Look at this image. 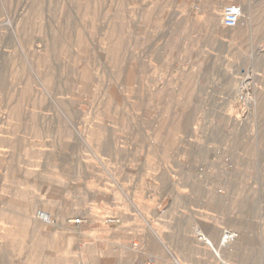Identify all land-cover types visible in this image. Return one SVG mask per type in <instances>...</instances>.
Masks as SVG:
<instances>
[{
  "label": "rangeland",
  "instance_id": "obj_1",
  "mask_svg": "<svg viewBox=\"0 0 264 264\" xmlns=\"http://www.w3.org/2000/svg\"><path fill=\"white\" fill-rule=\"evenodd\" d=\"M134 114L188 163L207 223L238 232L214 252L264 264V0H0V264H144L113 251L110 207L80 185L125 155L116 117Z\"/></svg>",
  "mask_w": 264,
  "mask_h": 264
},
{
  "label": "crops",
  "instance_id": "obj_2",
  "mask_svg": "<svg viewBox=\"0 0 264 264\" xmlns=\"http://www.w3.org/2000/svg\"><path fill=\"white\" fill-rule=\"evenodd\" d=\"M122 118L130 122L123 132L133 135L125 150L121 149L125 155L119 152V156L101 163L95 181L89 180L88 173L80 178V185L95 184L99 205L110 207L111 215L107 217H112L113 251L123 260H136L139 254L144 264H156L170 248L175 251L176 264H227L223 255L216 254L194 232L198 228L216 247L223 222L207 223L209 213L194 205L198 197L194 182L177 172L187 169L188 163L169 160L156 150L151 137L138 136L134 123L149 120L147 117L119 115L116 122L125 120ZM169 133L175 134L171 143L177 148L181 133Z\"/></svg>",
  "mask_w": 264,
  "mask_h": 264
},
{
  "label": "built area",
  "instance_id": "obj_3",
  "mask_svg": "<svg viewBox=\"0 0 264 264\" xmlns=\"http://www.w3.org/2000/svg\"><path fill=\"white\" fill-rule=\"evenodd\" d=\"M241 16V7L239 5L230 4L223 8L221 13V21L225 27L233 28L237 25L238 20ZM47 222H51L49 219H44ZM74 224H79L80 219H75L72 221ZM197 237L208 243V240L204 237L203 233L198 229L195 228L194 230ZM238 238V232L231 230V229H223L220 234L219 238V246L223 248H229Z\"/></svg>",
  "mask_w": 264,
  "mask_h": 264
},
{
  "label": "bare ground",
  "instance_id": "obj_4",
  "mask_svg": "<svg viewBox=\"0 0 264 264\" xmlns=\"http://www.w3.org/2000/svg\"><path fill=\"white\" fill-rule=\"evenodd\" d=\"M244 84V83H243ZM245 86V85H244ZM204 235V234H203ZM206 238V236H204ZM207 239V238H206ZM208 240V239H207ZM209 244L211 245V248L215 251L214 245L208 240Z\"/></svg>",
  "mask_w": 264,
  "mask_h": 264
}]
</instances>
